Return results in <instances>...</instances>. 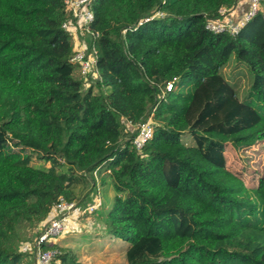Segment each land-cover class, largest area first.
I'll use <instances>...</instances> for the list:
<instances>
[{"label":"trees","instance_id":"16d2710c","mask_svg":"<svg viewBox=\"0 0 264 264\" xmlns=\"http://www.w3.org/2000/svg\"><path fill=\"white\" fill-rule=\"evenodd\" d=\"M237 2L95 0L99 77L86 88L64 0H0V149L12 138L29 150L0 160V264H34L25 229L61 198L86 208L104 171L116 191L106 230L129 243L127 264H264V175L233 156L264 141V10L236 34L206 28ZM232 56L253 75L244 99L222 74ZM149 115L144 148L120 146L125 121ZM80 186L92 187L84 200ZM49 247L59 264H84Z\"/></svg>","mask_w":264,"mask_h":264},{"label":"rangeland","instance_id":"374dc122","mask_svg":"<svg viewBox=\"0 0 264 264\" xmlns=\"http://www.w3.org/2000/svg\"><path fill=\"white\" fill-rule=\"evenodd\" d=\"M261 9L264 10V4L261 5ZM222 74L228 79L238 90L241 99H244L249 87L253 80L251 71L244 65L238 63L236 58L232 56L230 62L222 69ZM75 78L81 79L80 70L75 71ZM95 79L94 81H96ZM86 87V86H85ZM254 103H258V99L255 97ZM127 131L129 135L134 132V125L125 121ZM183 139L187 144H194V138L190 133L185 132ZM29 150L18 145L12 138L7 139V144L3 149H0V160L16 161L23 159ZM234 158L240 162V165L247 166L251 170H255L257 174L264 175V141H258L253 145L241 147L235 150L233 154ZM33 164L41 168H50L51 163L39 160L34 157ZM97 188L98 193L92 195V199H88L87 195H90L91 186L84 193L81 192V186L76 189L77 194L81 200L86 199V206L95 205L97 209L95 212H85L84 208H81L76 212V216L66 219L68 222V228L66 232L56 240V244L62 249L71 250L78 257L79 261L84 264H127V248L129 243L111 237L105 224V214L110 207L116 191L112 178L109 176L108 171H104L102 175L98 174ZM105 177V183L102 182V178ZM92 184V178H88ZM99 207V208H98ZM50 215L37 225L35 228L27 227L25 232L35 239L39 227L45 222ZM29 241H23L21 249L25 251V247ZM28 251V250H27ZM29 253V252H28Z\"/></svg>","mask_w":264,"mask_h":264},{"label":"built area","instance_id":"2783aa9c","mask_svg":"<svg viewBox=\"0 0 264 264\" xmlns=\"http://www.w3.org/2000/svg\"><path fill=\"white\" fill-rule=\"evenodd\" d=\"M95 0H64L66 11L69 18L66 19L62 27L71 35L74 42V56L72 61L79 66L80 73L84 78V85L88 88L95 79H98L99 72L97 69V49L94 43L90 44L87 35L94 38L98 36L91 29V24L94 21L93 5ZM231 8H222L217 17L206 16V28L213 33H230L236 34L239 30L262 9L261 5L264 0H246L248 2L247 12L238 17L236 9L238 3ZM162 15L161 12H156L145 17L139 23L149 21L157 16ZM175 80L167 83V90L170 91L174 87ZM130 123V122H129ZM132 124V123H131ZM134 125V124H132ZM155 122L152 115L134 125V132L128 137H121L119 145H124L131 140L132 144L141 151L146 143L152 138ZM85 174V173H84ZM97 176V171H95ZM80 202L68 201L61 198L53 208L50 217L41 224L35 239L28 242L25 251L30 252L34 264H59L56 261L57 249L49 247L50 244H55L68 228L66 219L76 216V212L81 209ZM97 209L95 205H89L84 208L85 212H94Z\"/></svg>","mask_w":264,"mask_h":264},{"label":"crops","instance_id":"0c3cea01","mask_svg":"<svg viewBox=\"0 0 264 264\" xmlns=\"http://www.w3.org/2000/svg\"><path fill=\"white\" fill-rule=\"evenodd\" d=\"M248 2L246 0H241L239 3H238V6H237V9H236V14L238 17L244 15L247 10H248Z\"/></svg>","mask_w":264,"mask_h":264}]
</instances>
